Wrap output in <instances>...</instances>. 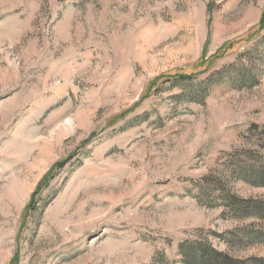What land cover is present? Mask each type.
Returning a JSON list of instances; mask_svg holds the SVG:
<instances>
[{"label":"rangeland","instance_id":"1","mask_svg":"<svg viewBox=\"0 0 264 264\" xmlns=\"http://www.w3.org/2000/svg\"><path fill=\"white\" fill-rule=\"evenodd\" d=\"M263 15L0 0V264H183L184 243L264 258V221L233 206L264 204Z\"/></svg>","mask_w":264,"mask_h":264},{"label":"trees","instance_id":"2","mask_svg":"<svg viewBox=\"0 0 264 264\" xmlns=\"http://www.w3.org/2000/svg\"><path fill=\"white\" fill-rule=\"evenodd\" d=\"M264 31V15L258 26L257 38ZM236 42V41H235ZM233 43H231L232 45ZM230 44L226 45L222 48L223 54H225L230 49ZM194 75H182L175 77H168L164 80V82L170 81L173 78L181 77H192ZM62 167V164H60ZM264 185V184H263ZM233 206L236 209V213L242 217H250L257 218L264 221V204L247 202L241 203L239 201L234 200ZM262 243L264 245V232H261L258 236H251L249 238V243ZM182 257L183 264H264V258L254 257L250 259H236L233 258L229 253L220 251L213 247L212 244H194V243H184L180 246L179 251Z\"/></svg>","mask_w":264,"mask_h":264}]
</instances>
